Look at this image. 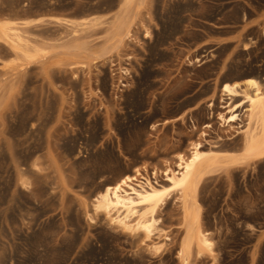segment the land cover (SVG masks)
I'll return each instance as SVG.
<instances>
[{
	"label": "rangeland",
	"instance_id": "374dc122",
	"mask_svg": "<svg viewBox=\"0 0 264 264\" xmlns=\"http://www.w3.org/2000/svg\"><path fill=\"white\" fill-rule=\"evenodd\" d=\"M118 2L0 0V17L32 20L28 35L50 44L70 33L58 17L102 15ZM133 9L141 26L123 54L133 58H117L128 63L126 86L88 58L48 56L20 66L0 47V264H179L175 198L159 211L170 237L156 239L164 242L160 252L102 213L89 219V201L136 166L153 173L168 161L175 169V154L207 123L206 148L241 149V135L228 139L234 132L216 118L226 103L210 109L208 100L224 82H264V0H143ZM102 33L83 32L88 40ZM198 55L204 63L189 65ZM198 199L215 258L194 264H264V158L207 176Z\"/></svg>",
	"mask_w": 264,
	"mask_h": 264
},
{
	"label": "bare ground",
	"instance_id": "6f19581e",
	"mask_svg": "<svg viewBox=\"0 0 264 264\" xmlns=\"http://www.w3.org/2000/svg\"><path fill=\"white\" fill-rule=\"evenodd\" d=\"M136 2L141 5L143 0H119L109 13L102 15L58 17V21L70 27V33L50 44L28 35L26 28L32 20L0 17V47L13 55L10 63H19L20 66H27L48 56L88 58L98 67L107 64L112 77L117 81L116 85L126 86L123 80L130 73L128 63L123 64L117 58H133L128 53L126 57L123 54L126 47L137 40L136 33L141 26L137 19L138 13L133 9ZM96 27L103 31L101 38L88 40L83 32ZM149 36L151 32L145 28V37ZM188 61L189 65H200L205 60L198 55ZM237 97L244 99L234 102ZM218 99L226 103L220 107L227 110L218 112L216 118L225 132H234L228 139L241 135L242 146L239 151H219L213 148L217 145L206 148L204 137L208 133L203 129L212 127V124L207 123L199 136L189 142L186 151L175 154V169L167 161L164 169L153 171L155 177L162 172V180L153 181L152 173L146 167L141 169L136 166L131 173L100 187L89 201V219L93 220L102 213L111 224L131 234H141L143 242L149 241L145 243L150 250L160 252L164 242L156 239L165 236L169 240L170 237L162 233L166 230L161 227L159 211L170 199L175 198V211L183 227L177 251L179 264H194L193 258L199 259L206 254L215 258V241L211 232L202 224L203 209L198 199L199 189L207 176L222 168L264 158V82L255 76L224 82L216 95L208 100V107L213 109ZM212 113V117H215L214 111ZM242 115L247 118L244 129H241ZM176 119L180 120L181 116ZM157 125L151 124V129ZM192 126L197 129L196 125ZM20 181L27 186L23 177Z\"/></svg>",
	"mask_w": 264,
	"mask_h": 264
},
{
	"label": "built area",
	"instance_id": "2783aa9c",
	"mask_svg": "<svg viewBox=\"0 0 264 264\" xmlns=\"http://www.w3.org/2000/svg\"><path fill=\"white\" fill-rule=\"evenodd\" d=\"M152 176H153V177H152V180H153V181L157 180L158 176L155 177V176H154V173H152Z\"/></svg>",
	"mask_w": 264,
	"mask_h": 264
}]
</instances>
